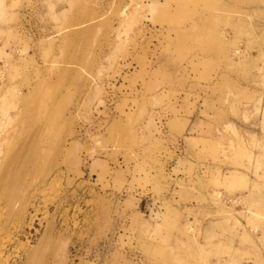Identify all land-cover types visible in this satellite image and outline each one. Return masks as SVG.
Wrapping results in <instances>:
<instances>
[{
	"label": "rangeland",
	"instance_id": "obj_1",
	"mask_svg": "<svg viewBox=\"0 0 264 264\" xmlns=\"http://www.w3.org/2000/svg\"><path fill=\"white\" fill-rule=\"evenodd\" d=\"M0 1V158L48 140L43 264H264V0Z\"/></svg>",
	"mask_w": 264,
	"mask_h": 264
},
{
	"label": "bare ground",
	"instance_id": "obj_2",
	"mask_svg": "<svg viewBox=\"0 0 264 264\" xmlns=\"http://www.w3.org/2000/svg\"><path fill=\"white\" fill-rule=\"evenodd\" d=\"M1 14L2 11L0 10ZM88 21L89 19L81 21L77 25H82ZM40 106L44 105L41 104ZM42 132L43 126L41 125L40 133ZM41 142V147L33 143L27 151L23 147L14 150L7 148L3 158H0V262L7 251L11 248H16V257L19 258L16 264H43V256L40 251H35L32 245H28L30 238L25 236L26 229L23 225L24 223L30 228L33 227L35 216H30L29 201L39 190L43 189L49 179V168L45 166L46 162L43 165L47 157L44 154V148L49 147L48 140L43 139ZM42 147L44 148L41 150ZM66 149H69V147H66ZM55 178L57 176H53L52 179L56 180ZM15 201L16 203L19 202L16 210L14 208ZM47 202L49 203V200ZM29 216V222H27V217ZM12 225L17 226L16 231L14 230V233L12 231L13 234L10 231ZM23 236H25L27 241L23 240Z\"/></svg>",
	"mask_w": 264,
	"mask_h": 264
}]
</instances>
